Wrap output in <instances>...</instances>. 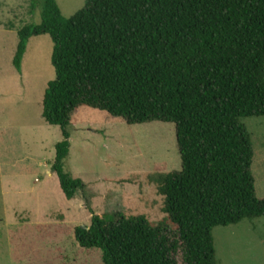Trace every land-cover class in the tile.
Returning <instances> with one entry per match:
<instances>
[{"label":"trees","instance_id":"1","mask_svg":"<svg viewBox=\"0 0 264 264\" xmlns=\"http://www.w3.org/2000/svg\"><path fill=\"white\" fill-rule=\"evenodd\" d=\"M29 1L40 23L17 32L12 66L20 73L31 38L50 37L55 77L41 117L61 131L50 171L66 200L85 190L64 169L79 108L176 131L181 170L149 179L177 240L144 216L88 208L90 225L74 229L76 243L99 250L103 264H176L180 247L183 264H218L213 229L264 218L240 122L264 117V0H86L69 19L55 0Z\"/></svg>","mask_w":264,"mask_h":264},{"label":"rangeland","instance_id":"2","mask_svg":"<svg viewBox=\"0 0 264 264\" xmlns=\"http://www.w3.org/2000/svg\"><path fill=\"white\" fill-rule=\"evenodd\" d=\"M55 1L65 19L86 2ZM29 10V0H0V264H103L99 250L81 248L74 238L76 227L90 225L89 209L97 216H144L177 240L163 197L149 179L181 170L173 124L128 125L106 112L79 108L69 127L64 169L85 190L65 199L50 171L61 131L41 117L44 91L55 77L50 37L31 38L20 73L12 66L17 32L40 23L39 11ZM240 122L250 134L256 196L263 200L264 117ZM212 237L218 264H264V218L216 227ZM172 257L183 264V249Z\"/></svg>","mask_w":264,"mask_h":264}]
</instances>
